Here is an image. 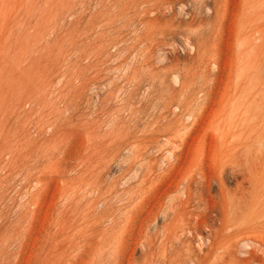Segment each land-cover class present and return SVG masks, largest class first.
<instances>
[{
    "label": "rangeland",
    "instance_id": "rangeland-1",
    "mask_svg": "<svg viewBox=\"0 0 264 264\" xmlns=\"http://www.w3.org/2000/svg\"><path fill=\"white\" fill-rule=\"evenodd\" d=\"M198 263L264 264V0H0V264Z\"/></svg>",
    "mask_w": 264,
    "mask_h": 264
},
{
    "label": "bare ground",
    "instance_id": "bare-ground-1",
    "mask_svg": "<svg viewBox=\"0 0 264 264\" xmlns=\"http://www.w3.org/2000/svg\"><path fill=\"white\" fill-rule=\"evenodd\" d=\"M251 190V189H250ZM188 192V191H187ZM191 192V191H190ZM189 193V192H188ZM223 194V193H222ZM223 197H224V194H223ZM249 198V197H248ZM259 198V197H258ZM189 199H190V197H189ZM252 199V198H251ZM254 201V200H253ZM253 204H254V202H253ZM250 209V208H249ZM194 211V210H193ZM192 211V212H193ZM233 211H235V209L233 210ZM215 212H216V219L220 222V228H222V227H224L225 226V224L227 223V206L223 203V202H220V203H216V206H215ZM193 213H191V215H192ZM203 215H204V217H206V216H208L209 214L207 213V212H203ZM199 215H197V217H198ZM248 216V215H247ZM203 217V216H202ZM199 219H202V218H199ZM204 219V218H203ZM207 219V218H206ZM210 219V218H209ZM208 219V220H209ZM215 219V220H216ZM214 220V219H213ZM202 221V220H201ZM205 221V220H204ZM204 221H202V222H204ZM195 222H197L196 220H195ZM200 222V221H199ZM209 222V221H208ZM201 223V222H200ZM199 223V224H200ZM187 224V223H186ZM197 224V223H196ZM208 224V223H207ZM236 224V223H235ZM189 225V224H188ZM211 226V225H210ZM209 226V227H210ZM189 227H191V226H189ZM188 227V228H189ZM193 227V226H192ZM184 228V227H183ZM198 228V227H197ZM211 228V227H210ZM227 228V227H226ZM230 228H232V227H230ZM190 229V228H189ZM188 229V230H189ZM186 230V229H185ZM213 230V229H212ZM191 231V230H190ZM195 231V230H194ZM218 231V230H217ZM193 232V231H192ZM212 232V231H211ZM201 233V232H200ZM195 234V233H194ZM197 234V233H196ZM223 234V233H222ZM221 235V234H220ZM207 236V235H206ZM211 237V236H210ZM201 238H202V236H201ZM209 238V237H208ZM212 239V238H211ZM211 239H210V242H211ZM215 239V238H214ZM213 239V240H214ZM218 239V238H217ZM216 240V239H215ZM214 240V241H215ZM209 241V240H208ZM210 242H209V244H210ZM213 244V243H212ZM211 247H213V246H211ZM191 248V247H190ZM207 248V247H206ZM215 248V247H214ZM189 249V248H188ZM190 250V249H189ZM208 250H210V249H208ZM212 250V249H211ZM207 251V250H206ZM210 253V252H209ZM189 254H190V251H189ZM205 254H206V252H205ZM194 255V254H193ZM195 255H198V253L196 254L195 253ZM190 256H191V254H190ZM190 256H189V258H190ZM192 257V256H191ZM193 258V257H192ZM195 258V257H194ZM192 260V259H191ZM178 261V260H177ZM176 261V262H177ZM196 263V262H195ZM200 263V262H199ZM198 263V264H199Z\"/></svg>",
    "mask_w": 264,
    "mask_h": 264
}]
</instances>
